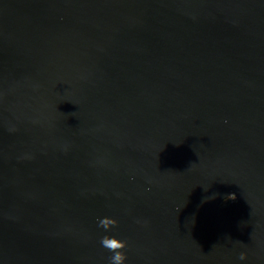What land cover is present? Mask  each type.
I'll list each match as a JSON object with an SVG mask.
<instances>
[{"label": "water", "instance_id": "water-1", "mask_svg": "<svg viewBox=\"0 0 264 264\" xmlns=\"http://www.w3.org/2000/svg\"><path fill=\"white\" fill-rule=\"evenodd\" d=\"M104 235L264 264V0H0V264H110Z\"/></svg>", "mask_w": 264, "mask_h": 264}, {"label": "clouds", "instance_id": "clouds-1", "mask_svg": "<svg viewBox=\"0 0 264 264\" xmlns=\"http://www.w3.org/2000/svg\"><path fill=\"white\" fill-rule=\"evenodd\" d=\"M118 224V221L113 217H103L99 219L98 226L108 232L110 229L115 227ZM100 244L103 248L107 249L112 253L110 257V264H124L126 260V253L122 251L128 246V241L120 239L116 236L104 235ZM246 258L245 253H240L239 259L244 260Z\"/></svg>", "mask_w": 264, "mask_h": 264}, {"label": "trees", "instance_id": "trees-1", "mask_svg": "<svg viewBox=\"0 0 264 264\" xmlns=\"http://www.w3.org/2000/svg\"><path fill=\"white\" fill-rule=\"evenodd\" d=\"M227 202V201H226Z\"/></svg>", "mask_w": 264, "mask_h": 264}]
</instances>
